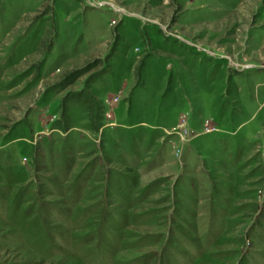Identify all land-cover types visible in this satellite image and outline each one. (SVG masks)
<instances>
[{"label":"rangeland","instance_id":"obj_1","mask_svg":"<svg viewBox=\"0 0 264 264\" xmlns=\"http://www.w3.org/2000/svg\"><path fill=\"white\" fill-rule=\"evenodd\" d=\"M0 264H264V0H0Z\"/></svg>","mask_w":264,"mask_h":264}]
</instances>
